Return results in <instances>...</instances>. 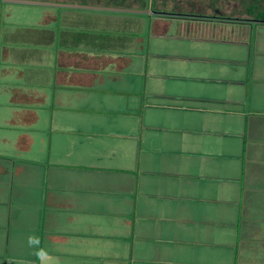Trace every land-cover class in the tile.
<instances>
[{
    "label": "crops",
    "instance_id": "1",
    "mask_svg": "<svg viewBox=\"0 0 264 264\" xmlns=\"http://www.w3.org/2000/svg\"><path fill=\"white\" fill-rule=\"evenodd\" d=\"M87 1L0 9V264H264V22Z\"/></svg>",
    "mask_w": 264,
    "mask_h": 264
},
{
    "label": "rangeland",
    "instance_id": "2",
    "mask_svg": "<svg viewBox=\"0 0 264 264\" xmlns=\"http://www.w3.org/2000/svg\"><path fill=\"white\" fill-rule=\"evenodd\" d=\"M131 2L138 4L141 8L146 4L148 9L151 8L152 10L161 7L163 11L175 10L181 15H200L204 17H215L217 19H219L218 17L220 16L224 19H226V17L231 18L233 17V14L231 13L245 15L248 14L249 11L252 12L251 15L260 17L264 10V0H131ZM3 4H6L5 0L3 1ZM3 4L2 0H0V9L8 8ZM9 7L15 8L13 5ZM252 7L253 10L251 11ZM25 8L26 7L13 10L14 13H11L6 19L12 20L17 13L15 19L26 20L29 17L28 14H30V12ZM4 13L5 12H2V16H4ZM18 14H21L22 17Z\"/></svg>",
    "mask_w": 264,
    "mask_h": 264
},
{
    "label": "trees",
    "instance_id": "3",
    "mask_svg": "<svg viewBox=\"0 0 264 264\" xmlns=\"http://www.w3.org/2000/svg\"><path fill=\"white\" fill-rule=\"evenodd\" d=\"M253 10V7L251 8V11ZM250 15L252 14V12H248ZM201 17H204V16H201ZM254 18H256L258 21H261V22H264V10H263V13H262V16H260V17H255V16H253ZM206 18H208V17H206ZM209 18H212V17H209ZM226 19H233V18H226Z\"/></svg>",
    "mask_w": 264,
    "mask_h": 264
}]
</instances>
